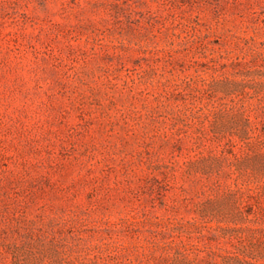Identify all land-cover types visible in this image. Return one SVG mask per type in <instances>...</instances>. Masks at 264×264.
Segmentation results:
<instances>
[{
	"label": "rangeland",
	"instance_id": "374dc122",
	"mask_svg": "<svg viewBox=\"0 0 264 264\" xmlns=\"http://www.w3.org/2000/svg\"><path fill=\"white\" fill-rule=\"evenodd\" d=\"M0 264H264V0H0Z\"/></svg>",
	"mask_w": 264,
	"mask_h": 264
}]
</instances>
